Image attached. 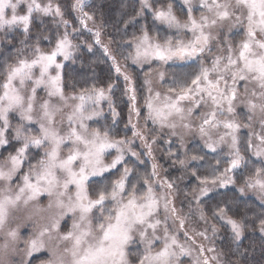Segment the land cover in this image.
Wrapping results in <instances>:
<instances>
[{"label": "snow or ice", "instance_id": "obj_1", "mask_svg": "<svg viewBox=\"0 0 264 264\" xmlns=\"http://www.w3.org/2000/svg\"><path fill=\"white\" fill-rule=\"evenodd\" d=\"M184 3L190 5V0H184ZM22 4L26 5L24 14L18 11ZM200 5L208 15L201 14L197 19L189 6L184 22L174 14L171 4L166 9L153 10L155 20L177 32L191 33V39H177L174 42L169 37L161 43L150 36L145 28L142 35L135 38V54L131 58L134 63L141 64L152 60L162 64L192 61L206 51L211 52V44L220 39L219 31L223 30L226 21H234L230 31L244 25L245 38L235 48L227 40L224 41L227 55L215 56L210 67L201 64L199 72L190 82L182 84L178 90L169 88L163 99L160 92L153 95L149 86V97L145 101L148 110L146 119L172 129L173 135H176L177 128H192L191 123L186 121L190 120L194 109L198 110L201 106L209 108L201 116L198 131L204 138L205 147L212 152H217L221 144L230 141L229 159L219 176L211 180L207 176L198 179L204 185L211 183L224 187L234 183L228 173L241 167L245 159L241 155L237 136L242 125L234 118L222 120L218 117L226 113L229 117L235 116L236 102L242 95L238 87L241 81L245 85L243 102L249 113V124L244 127H251L254 118L260 125L259 132H250L247 148L252 150L253 155L264 157V0H200ZM73 7L82 13L80 22L87 26L86 20L92 17L83 11L84 0H76ZM142 8H151L148 0H142ZM33 13L61 17V23L65 27L68 25V21L63 20L60 6L53 5L51 0L47 4H41L38 0H0V30L20 28L27 35ZM214 29L219 30L216 35H213ZM99 35L97 31V43L100 42ZM71 48L72 43L65 32L51 52H41L37 47L34 58H21L15 64L8 65L6 78L0 84V147L8 146L12 141L19 144L14 152L0 160V264H32L34 253L42 250L49 256L42 264H130L128 249L134 243V234H138L140 242L144 244L137 264H177L180 256H191L192 251L179 244L175 235L169 234L167 216L163 222V237L156 235L162 221L154 217L159 211L161 199L164 212L179 219L181 228L184 220L176 216V208L166 195L156 196L151 178L144 179L147 191L137 195L134 184L131 191L127 188L132 169L125 166L122 175L112 181L110 190L101 189L94 198L89 194L91 177L101 176L116 168L124 161L125 151L131 152L137 159L139 153L128 147L133 140H113L107 130L101 132L89 128L87 121L101 115L95 105L105 98L103 88L65 96L60 72L63 64L57 62V56L69 59ZM112 59L116 72L120 73L121 68L115 57ZM53 67L57 70L56 75H51L49 71ZM37 68L39 75L35 76L34 69ZM159 78L163 81L165 74L160 72ZM124 80L129 81L130 77L124 75ZM29 83L31 88H26ZM145 83L150 85L151 81L146 80ZM41 86L46 90L47 99L37 97V89ZM112 88L113 85L109 84L108 91ZM132 92L130 117L133 112L139 116L134 89ZM53 98H58L60 103H53ZM70 100H78L79 103L70 105ZM88 101L92 102V111L86 106ZM184 101L191 102L193 107H183ZM65 108L71 110L66 113ZM10 113L19 115L20 123L15 127L10 122ZM113 115H117L114 110ZM31 124L38 126L36 134L29 127ZM221 127L224 129L222 133L219 131ZM132 128L133 137L140 138L148 149L147 155L151 156V143H155V138L149 143L143 130L137 129L135 124H132ZM213 135L217 139H213ZM32 149L42 150L35 162L29 160ZM109 149H116L119 154L105 165L103 158ZM191 159L203 157L192 156ZM180 163L184 164V161ZM220 164L218 159L216 166ZM152 169L151 176L155 177V163ZM17 178L19 183L13 187ZM161 184H166L169 189L173 187L171 182L163 181ZM247 185L264 193V169H257L255 175L249 177ZM208 191L210 189L204 187L200 195H206ZM42 196L48 198L47 204L40 203ZM109 202L113 207H106ZM97 211L99 215H95ZM18 213L24 215L21 217ZM217 215L230 226L234 239L239 241L244 232L243 222L227 216L224 208L218 209ZM68 216L73 218L72 225L69 230L61 231V222ZM14 222L15 226H12ZM29 223L33 225V232L22 240L20 229ZM259 228L264 234V219L260 220ZM216 231L213 226V233ZM199 235L203 236L204 233ZM161 239L163 246L154 251V243ZM21 243L23 248L20 247ZM199 251L194 264H213V261L219 264L218 257L204 255L203 245L199 246ZM207 251L215 252V249L208 248Z\"/></svg>", "mask_w": 264, "mask_h": 264}, {"label": "rangeland", "instance_id": "obj_2", "mask_svg": "<svg viewBox=\"0 0 264 264\" xmlns=\"http://www.w3.org/2000/svg\"><path fill=\"white\" fill-rule=\"evenodd\" d=\"M90 0H84V6L87 2ZM41 4H47L48 0H38ZM53 5L58 4V2H55L51 0ZM76 0H69V7L68 9L69 14L64 10L63 6H60L61 11L63 13V20L68 21L67 27L63 23H61V17L54 16V15H43L41 13H33V19L30 26V30L28 34L26 35L22 29L17 28L12 31L8 30H0V84H2L6 78V69L8 65L15 64L19 59L21 58H27L32 59L35 57L36 53L34 51L35 48L39 47L41 52L48 53L51 52L53 49H55L56 44L58 40L62 39L65 35V32H67L68 37L72 43L71 56L69 59L64 60L63 56H57V62L63 64V68L66 65V62L70 60L72 63V55L74 52V45H73V36L77 34L79 36L80 31H87L91 33L92 39L96 42V44L103 50V52L110 58L112 64L113 59L112 57H115V60L117 64L121 68V72L116 74L120 76L122 79V82L124 84L125 88V114L127 117V125L130 128V138L133 140V143L129 145L133 152L139 153V159H137L136 156H133L131 152L125 151L124 153V161L117 165L116 168L110 169L103 173L101 176H94L90 178L89 181V194L95 197L96 193L101 189H107L110 190L112 181L118 179L124 170V167L127 166L128 168L132 169V163L135 164L137 162L142 161V156L145 158V160L150 164V173L145 175L141 174L137 176L135 179L132 178L133 172L129 174L128 181H127V188L129 191H131L132 185L134 184L137 189V195H143L147 191V186L144 184L145 178H151L153 191L156 194L157 197H163L167 196L169 200H171L172 205L176 208V216L184 220V225L181 228L179 219H176L174 216L171 215V213H165L163 210V200L161 199V204L159 211L157 215L154 217V219H159L162 221L161 225L158 227L156 235L163 237L164 235V221L165 217L167 216V225H168V232L170 235H175L177 237V240L179 244H182L185 246V248H188L192 251V255H183L180 256L177 264H194L195 258L200 255L199 246L203 245L205 248L204 255L211 258L212 256L218 257L219 264H237L232 263L225 255V253L218 247L216 238L213 236V230L210 231L209 234L206 231V227L209 224V220L205 216L203 210H202V201L205 200L210 194H212L215 191H219L222 189H226L229 187L235 188L238 190V192L243 196H249L257 200L259 203H261L264 206V193H261L258 188H249L247 185V181L249 177H252L255 175L257 169H264V157H257L253 155L252 150L247 148V141L249 138V134L252 131L259 132L260 131V125L257 122L256 118H254L251 127H244V125H248V111L245 106V103L243 102L245 100V97L243 96L244 92V82L241 81L238 85L240 93L242 94L240 99L236 102V112L234 117H229L226 113L224 116H219V119H226V118H234L237 120L242 127L237 132V136L239 138V147L241 143H245V153L241 151V155L244 156L245 162L242 164L241 167L237 168L236 170L228 173V175L232 178L234 183H229L224 187L219 186V184L213 185L211 183L204 185L201 184L200 179H198L197 186L192 189L191 192L184 193V189H179L177 186L181 181H184V179H181V177L178 175L181 171L186 172H195V169H192L189 167L192 159L190 149L188 146L191 143L198 144V147L202 148V150L206 152H211L208 148L204 145V138L201 137L199 131H198V124L201 122V116L202 114L209 111L208 107L201 106L198 110L194 109V112L190 118L189 121H186V123H191L192 128L190 130L188 129H181L177 128L175 130L176 135H173V130L168 127H161L159 124H153L151 120H147L148 116V110L145 105V101L149 97V86L152 88V94L154 95L155 92L161 93V99H163V96L165 94H168L169 88H177L182 84L190 82L191 78L197 74L200 70L201 64L204 66L210 67L212 63V59L215 56L220 55H227L226 48L224 47V41L227 40L230 42L233 47L235 48L240 41H242L245 38V31H244V25H239L235 28H231V31L229 30L231 25L234 21H226L223 26V30L219 31L217 29L213 30V35H216L219 31V40H214L211 44V52H205L204 55L200 56L199 58H195L192 61H170L168 64H162L161 62L157 60H152L151 62H144V63H134L131 56L135 54V38L140 37L142 35V32L145 28H141V33L136 35L131 41L128 42L130 45L129 53H128V60L132 65H135L136 67L142 68V76H143V84H144V97L142 104H139L137 100H135V106L137 109H139V116H137L134 112L131 113L130 117V109L132 107V100L130 97L133 95L132 89H134L133 85V78L128 68L125 67V65L117 58L115 55L113 48L110 44V39L106 35L108 31L102 33V26L100 23L96 22L93 18L86 20V25L82 24L80 22V18L82 16V13L79 11V9L74 8L73 5L75 4ZM149 4L151 5V8H142V0H139V8H138V17L141 18V16H145L146 18L152 19L155 22V32L149 34L150 36L154 37L159 42H163L164 40L171 37L173 41L177 39H183L187 41L188 39H191V33L181 31L177 32L176 29H169L167 25L162 24L160 21H157L154 19L153 10L159 9V8H167L169 4L172 5V10L174 14L181 20V22L186 21L187 15H188V8L191 6L192 8V15L199 19L201 14L208 15L205 9H203L200 5V0H190V5L185 4L184 0H166L162 3H155V0H148ZM20 14H24L26 11V5H21L18 9ZM84 12L87 13L85 9H83ZM89 15V14H88ZM91 16V15H89ZM49 21V25H48ZM53 30V31H52ZM99 31V43H97V36L96 32ZM55 34V35H54ZM50 35V36H49ZM76 35V36H77ZM8 39L7 45L5 44V40ZM105 48L108 49L107 52H105ZM69 62V63H70ZM114 69L116 68V65H114ZM63 68L60 70L61 75L63 73ZM51 75H56V69L53 67L49 70ZM163 72L165 74V78L163 81L159 78V73ZM34 75H39V70L34 69ZM124 75H128L130 77L129 81L124 80ZM146 80H150L151 84L148 85L145 83ZM31 84H27L26 88H31ZM62 87L65 96H70L73 94H79L81 91H71L64 88V84L62 81ZM249 88L252 87V85H248ZM96 89H101L99 87H93ZM91 88V89H93ZM91 89H88L89 91ZM105 90V98L101 99L98 105H95V109L101 112V115L98 117H95L91 121H87L88 126L90 129H98L94 122L97 121L101 116H103L106 112L110 115H113V110L115 113H117L116 116L113 115V117H118V111L114 105L112 90L108 91V87L103 88ZM2 90V89H0ZM135 94V90H134ZM37 97L39 99H47V93L46 90L41 86L37 89ZM136 97V96H135ZM53 103H60L58 98H53ZM79 103L78 100L76 101H69V104H75ZM86 106L88 107L89 111L93 110V105L91 101H88L86 103ZM182 106L185 108L193 107L192 103L189 101L182 102ZM70 108H65V112L67 113L70 111ZM9 119L13 127L18 125L20 123V118L17 113H10ZM131 119V123H129V120ZM132 124H135L137 126V129H141L144 132V136L147 139L149 143L152 142V139L155 138V143H151L152 147V155H147L148 149L144 146L143 142L138 137H133V128ZM29 127L32 129V132L36 134L38 126L35 124L29 125ZM66 122H65V130H66ZM100 130V129H99ZM103 132L102 130H100ZM105 131V129H104ZM221 133L224 131V129L221 127L219 130ZM244 131V132H243ZM244 133V134H243ZM110 139L113 140H119V139H125V138H117L109 134ZM164 139L165 142L169 140H174L179 148L181 149L182 153H179L180 158L176 160V163L178 167L175 169H170L168 166H164V163L161 160V153L158 150L157 140ZM213 139H217L216 135H213ZM255 142V141H254ZM230 143V141L228 142ZM228 143L221 144L219 146V149L217 152H213L216 155H218V158L223 159V163L220 164L217 168V170H212L211 173L208 175H205L211 180L214 176H219L222 172H224L225 167H227V160L229 159V152L230 149L228 147ZM15 147H19V144H17L15 141H12L10 145L6 147H0V160H3L4 157H6L10 152H14ZM188 148V149H187ZM67 149H64V152L66 153ZM171 153L174 154L173 151H169V153H166L164 151V154L166 157L169 158ZM42 154V150H36L32 149L29 153V160L32 162H35V159L39 158V155ZM119 153L116 151V149H109L103 158V162L105 165L110 164L111 161L118 155ZM131 159V162H126L127 159ZM173 158V156L171 157ZM183 160L184 164H181L180 161ZM133 161V162H132ZM175 162V161H174ZM155 163L157 165V175L155 177L151 176L152 173V165ZM27 170V163L24 165V171ZM110 172V174L106 173ZM105 176V177H104ZM204 176H199V178H203ZM167 181L171 182L173 184L172 189H169L166 184H161V182ZM16 183H19V179L17 178L13 182V187ZM177 184V185H176ZM204 187H207L210 189L206 195H200V190ZM94 188L93 192L91 193L92 189ZM240 189H243V191H240ZM74 191V189H73ZM125 198H127V193H125ZM48 198L46 196H42L40 198L41 204H47ZM106 207L111 208L113 207V204L111 202L106 204ZM18 216H23V213H18ZM95 215H99L98 211L95 212ZM227 216H231L230 214H227ZM203 217V218H202ZM237 219V218H235ZM240 220V219H237ZM222 223L224 221L220 220ZM73 222V218L71 216L65 217V219L61 222V231H67L70 229ZM96 222L95 220L93 221ZM225 224V223H224ZM226 225V229H228V233L233 236L231 228L229 225ZM12 226H15V222ZM33 232V225L31 223L25 225L20 229L22 240L28 238L30 234ZM217 232V231H216ZM258 232L260 235L264 237V234L261 233L260 228H258ZM187 233V235H185ZM199 233H204L203 236L199 235ZM149 236H151V230H149ZM244 236V232H243ZM243 236L240 240L243 239ZM134 243H132L129 246V261L130 264H137V261L139 259V256L142 255L144 244L140 242L138 234H134ZM239 240V241H240ZM0 242H2V238H0ZM23 243L20 244V247L23 248ZM163 246V240L156 241L153 246V250H159ZM208 248H214L215 252H209L207 251ZM179 251V249H177ZM49 258L48 253L46 251H41L39 253H34V258L32 259V264H42V261H46ZM213 264H216V261H213Z\"/></svg>", "mask_w": 264, "mask_h": 264}, {"label": "trees", "instance_id": "obj_3", "mask_svg": "<svg viewBox=\"0 0 264 264\" xmlns=\"http://www.w3.org/2000/svg\"><path fill=\"white\" fill-rule=\"evenodd\" d=\"M53 1L63 6L69 14V0ZM164 1L166 0H155V3L159 4ZM138 8L139 0H90L84 6L87 13L101 24L102 33L105 34L108 31L106 35L110 39L113 51L117 58L129 69L133 78L136 100L139 104H142L144 97L143 71L142 68L129 62L127 55L130 45L128 42L141 33V28H146L149 34L155 32V22L149 18L145 19L146 15L141 16V18L138 17ZM80 32L79 36L77 34L73 36L74 52L71 57L73 62L71 63L68 60L63 68L62 81L64 88L71 91H82L93 87L105 88L109 84L113 85L112 95L118 117H113V115L106 112L94 122V125L102 131L107 130L114 137L129 139L131 134L124 111L125 88L122 79L116 74L110 58L92 39L91 33L87 31ZM8 42V39H6L5 44L7 45ZM165 141L164 139L157 140L159 152L163 151L160 155L161 160L165 167L175 169L178 167L176 160L180 158L179 153H182V151L174 140ZM188 148L193 156L203 157V159L191 161L189 167L195 169V175L189 171H181L178 174L184 181L176 185L181 190L183 188L186 194L197 186L199 176L205 177L212 170H217L216 161L218 159L221 164L223 163V159L218 158V155L202 150L198 147V144L191 143ZM245 149V143H241L240 150L245 153ZM164 151L166 153L173 151L174 154H170L173 158H171L172 156L166 157ZM126 162H131V159L128 158ZM132 165L133 179L141 174L147 175L150 173V164L143 156L142 161L136 164L133 162ZM107 174H110V172L106 173V177H109ZM93 190L94 188L91 193ZM201 205L205 216L209 220L206 231L210 234L213 226H215L217 232L213 233V236L216 238L218 247L232 263L264 264V237L258 232L259 222L264 219V206L261 203L252 197L243 196L235 188L229 187L213 192L202 201ZM220 208H224L227 214L243 222L244 236L242 240L236 241L228 233L226 225L220 221L221 219L217 215Z\"/></svg>", "mask_w": 264, "mask_h": 264}]
</instances>
